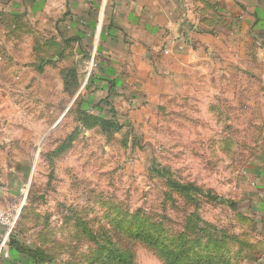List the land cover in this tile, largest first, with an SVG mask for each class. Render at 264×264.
<instances>
[{
	"label": "rangeland",
	"instance_id": "obj_1",
	"mask_svg": "<svg viewBox=\"0 0 264 264\" xmlns=\"http://www.w3.org/2000/svg\"><path fill=\"white\" fill-rule=\"evenodd\" d=\"M46 3L0 12V188L17 183L0 207L19 264L259 263L238 205L264 140V40L216 31L214 56L166 77L160 59L78 46Z\"/></svg>",
	"mask_w": 264,
	"mask_h": 264
},
{
	"label": "crops",
	"instance_id": "obj_2",
	"mask_svg": "<svg viewBox=\"0 0 264 264\" xmlns=\"http://www.w3.org/2000/svg\"><path fill=\"white\" fill-rule=\"evenodd\" d=\"M41 2L45 0H0V12L39 11ZM46 2L48 6L45 7L48 9L67 13V30L76 37L78 46L85 47L88 43L101 45L103 53L109 55L115 65H123L121 60L126 58L143 59L149 63L160 59V71L166 77L173 75V68L187 65L190 60L205 54V51L211 53L210 44L216 31L226 35L228 47L238 48L242 47L250 35L255 38L254 41L260 39L264 29L258 26L259 22H264V0ZM240 181L242 191L238 209L249 219L252 231L264 247V140L247 161ZM16 184L13 182L10 188H0L4 198V202H0L1 206L15 205ZM20 258H12L5 251L0 254V264H19ZM257 259L259 263L256 264H264V253Z\"/></svg>",
	"mask_w": 264,
	"mask_h": 264
},
{
	"label": "built area",
	"instance_id": "obj_3",
	"mask_svg": "<svg viewBox=\"0 0 264 264\" xmlns=\"http://www.w3.org/2000/svg\"><path fill=\"white\" fill-rule=\"evenodd\" d=\"M16 219L17 213L12 209L0 208V253L8 247V242L14 233Z\"/></svg>",
	"mask_w": 264,
	"mask_h": 264
},
{
	"label": "trees",
	"instance_id": "obj_4",
	"mask_svg": "<svg viewBox=\"0 0 264 264\" xmlns=\"http://www.w3.org/2000/svg\"><path fill=\"white\" fill-rule=\"evenodd\" d=\"M263 21L259 22L258 23V26H262L264 27V22L262 23ZM263 32H264V29H263ZM261 33V37L264 38V33ZM263 46H264V43H263ZM93 84V80H91V85ZM178 187V185H177ZM10 242H9V247H8V254L10 255V257H14L15 259L16 258H19L22 256V253L20 252V247L17 245V238L16 236H11L10 238ZM29 258L27 259V264H33L34 263V257L32 255L28 256Z\"/></svg>",
	"mask_w": 264,
	"mask_h": 264
}]
</instances>
